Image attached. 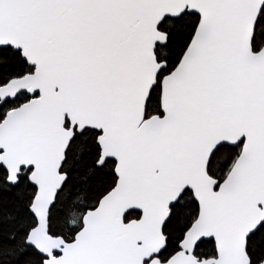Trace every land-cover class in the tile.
Instances as JSON below:
<instances>
[{
  "label": "snow or ice",
  "instance_id": "obj_1",
  "mask_svg": "<svg viewBox=\"0 0 264 264\" xmlns=\"http://www.w3.org/2000/svg\"><path fill=\"white\" fill-rule=\"evenodd\" d=\"M0 264H264V0H0Z\"/></svg>",
  "mask_w": 264,
  "mask_h": 264
}]
</instances>
